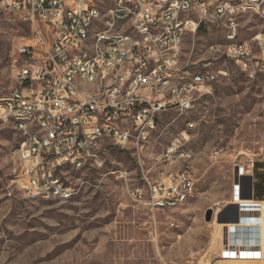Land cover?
I'll return each mask as SVG.
<instances>
[{
  "label": "built area",
  "instance_id": "obj_1",
  "mask_svg": "<svg viewBox=\"0 0 264 264\" xmlns=\"http://www.w3.org/2000/svg\"><path fill=\"white\" fill-rule=\"evenodd\" d=\"M244 1H218L216 17H209L202 0H0V17L31 24L35 35L31 43L17 47L16 86L6 96L17 98L14 111L22 115V125H12L17 132L27 131L24 146L13 152L18 162L13 180L16 188L28 197L50 200L51 190L72 186L58 174L61 158L83 155L90 170L104 164L106 147L139 153L138 141L157 128L162 113L192 110L198 89L216 81L218 74L210 68V61L218 55L232 62L245 79L264 78V29L251 41H240L233 48L217 45L208 49L211 58L198 64L194 73L182 72V52L175 50V29L184 24L183 15L193 19L189 37L212 29L239 36L241 14H249ZM252 1L264 22V10H259V1L264 0ZM109 6H131V14L115 16L109 13ZM161 7H170V14H164V21H157ZM108 17H116L122 33L113 44H103L102 55H95V63L90 65L89 78L100 74L101 83L94 91L79 92L72 83V72L81 55L87 53L82 47L83 27L89 21L113 27ZM125 18L136 20L139 32H130L124 26ZM170 19H178V26H170ZM40 25L47 29L48 36L39 31ZM143 30H170V37H143ZM156 75H163L161 86H154ZM180 78H190V85L180 86ZM181 90H188V97H181ZM0 115L11 122L6 112ZM31 120H40V127H31ZM126 124H133L137 132V140H131L133 149H121L119 145V138L129 140V133L119 137V128ZM180 144L177 139L160 160L190 163L192 154L174 155V148H180ZM26 149H33V156H26ZM116 178L125 179V175ZM166 180L151 186L144 179L146 185L136 187L128 196L149 210L176 209L192 197L194 181L189 164L168 174ZM253 183L251 171L237 169L229 205L217 214L225 221L218 262L264 264V199L252 198ZM249 195L250 199L244 198ZM65 201L68 199H59ZM232 205L237 210L230 208Z\"/></svg>",
  "mask_w": 264,
  "mask_h": 264
},
{
  "label": "rangeland",
  "instance_id": "obj_2",
  "mask_svg": "<svg viewBox=\"0 0 264 264\" xmlns=\"http://www.w3.org/2000/svg\"><path fill=\"white\" fill-rule=\"evenodd\" d=\"M247 18L248 23L240 24L241 41L264 27L255 15ZM39 31L49 35L44 25ZM34 36L31 24L0 17V101L16 86L17 47ZM212 44H225L222 31L186 36L183 63L206 62ZM214 68L216 81L198 89L192 110L162 113L157 128L137 144L139 153L106 147L99 168L88 170L87 164L75 172L64 165L62 175L74 192L65 202L31 198L16 188L13 152L20 137L0 115V264H233L217 261L222 226L216 216L230 201L237 169L256 178L250 161L264 158V78L245 79L221 55ZM196 70L185 67L184 73ZM174 139L192 152L190 163L160 160ZM186 164L192 167L194 193L180 207L149 210L129 198L136 187L146 185L144 179L154 181ZM119 175L125 179H117ZM254 192H261L258 178ZM209 209L215 217L206 222Z\"/></svg>",
  "mask_w": 264,
  "mask_h": 264
},
{
  "label": "bare ground",
  "instance_id": "obj_3",
  "mask_svg": "<svg viewBox=\"0 0 264 264\" xmlns=\"http://www.w3.org/2000/svg\"><path fill=\"white\" fill-rule=\"evenodd\" d=\"M219 3H226V0H218ZM217 0H202L203 7L209 10V17H216V12L219 10V3ZM244 8L246 11H249V14L257 15L256 2L252 0L244 1ZM259 10H264V1H259ZM109 13L114 14L115 16H122L123 14H131V6H109ZM164 14H170V7H161V13H157V21H164ZM246 14H241V19ZM183 23L180 27L175 29V50L176 52H182V45L186 36L190 35L193 19L191 15H183ZM108 24H115L113 27L105 26V22L100 21H89L83 27V38H82V47L86 48L87 53L81 55V60L77 67L73 69L72 72V83L79 92H88L94 91L97 88L98 84L101 83L100 74H92L89 78L88 70L90 65L95 63V55H102V46L103 44H113L118 40V36L122 33V24H116V17H108ZM124 26L130 29V32H139V24L136 20L132 18L124 19ZM170 26H178V19H170ZM255 35L252 39H254ZM143 37H152V38H169L170 30H143ZM225 44L219 45L225 48H233L234 46L240 45L239 36L228 35L224 33ZM217 46L216 44L209 45L208 49H213ZM187 67L182 63V72L184 68ZM192 69H197L198 64L194 67L191 65ZM210 68H214V61H210ZM190 73V72H188ZM194 73V72H193ZM163 82V75H156L154 79V86H161ZM190 85V78H180V86ZM181 97H188V90H181ZM0 106L3 112H6V116L11 118V123L13 125H22V115L15 114L14 107L17 106V98L15 97H5L0 101ZM187 112L183 111L182 113ZM181 113V114H182ZM31 127H40V120H31ZM147 131V137H143L138 141V143H143L151 132ZM20 137L19 145L16 149L24 146V143L27 138V131H18ZM129 133L128 138H119V145L121 148L133 145V141L137 140V132H134L133 124H126V127L119 128V137H126ZM184 134V133H183ZM180 136V135H179ZM182 137V136H181ZM175 139L171 143L170 147L175 144ZM137 143V144H138ZM167 148L166 152L163 155L168 154ZM192 154L190 150L183 149V145L180 144V148H174V155H185ZM26 156H33V149H26ZM89 165V162L86 161L83 155H72L71 158H61L58 165V174L62 175V167L64 165H69L73 170L78 168V171L84 169L86 165ZM100 166H92L99 168ZM69 168V167H68ZM67 169V168H66ZM64 183H68L64 178ZM151 186H158V182H154ZM136 190V189H135ZM135 190L132 194L135 193ZM194 193V188H191V196ZM74 195V192L71 188L68 190H62V188H55L50 191V200L59 201V199L66 198L68 200ZM43 200L47 198L36 197ZM186 201L180 202V205ZM215 214V213H214ZM219 224V223H218ZM222 227L223 225L220 224ZM234 264V263H233ZM238 264V263H235ZM245 264V263H242Z\"/></svg>",
  "mask_w": 264,
  "mask_h": 264
},
{
  "label": "crops",
  "instance_id": "obj_4",
  "mask_svg": "<svg viewBox=\"0 0 264 264\" xmlns=\"http://www.w3.org/2000/svg\"><path fill=\"white\" fill-rule=\"evenodd\" d=\"M253 15H255V14H248V15H245V16H243L242 17V19H241V23H245V22H249L250 21V18H247V17H251V16H253ZM259 20H261L262 22H263V20L259 17V16H257V15H255ZM263 24H264V22H263ZM263 29H264V27H263ZM262 29V30H263ZM240 31V30H239ZM261 32V31H260ZM259 32V33H260ZM258 34V33H257ZM257 34H255V35H257ZM254 35V36H255ZM253 36V37H254ZM252 37V38H253ZM251 38V39H252ZM251 39L249 40V41H251ZM239 40H240V36H239ZM241 41V40H240ZM183 46V45H182ZM183 65H185V66H187V68H190V69H192V67L191 66H189L187 63L185 64V63H183ZM197 64H194V67L196 66ZM146 150V149H145ZM254 163H264V158H262V159H260V160H258V161H255ZM260 171V170H259ZM170 174V173H169ZM167 173L166 174H164V173H160L159 174V177H157L156 178V180H148L147 178H146V181H148L149 183H153V182H158V181H161V182H166L167 180H166V178H167ZM255 182H256V178L254 177V183H253V187H252V198H254V199H256V200H261V199H264V196H263V198H260V197H262V196H260V197H257V195L255 196V192H254V184H255ZM260 194V193H259ZM259 194H258V196H259ZM228 205H229V203H228ZM227 206V205H226ZM224 208V207H223ZM222 208V209H223ZM219 213V212H218ZM220 215V214H219ZM221 219H222V216H221ZM223 220V219H222Z\"/></svg>",
  "mask_w": 264,
  "mask_h": 264
},
{
  "label": "trees",
  "instance_id": "obj_5",
  "mask_svg": "<svg viewBox=\"0 0 264 264\" xmlns=\"http://www.w3.org/2000/svg\"><path fill=\"white\" fill-rule=\"evenodd\" d=\"M253 166H254L253 168L255 170V176L257 174L256 178L259 179L260 185H261V192H260L259 196L257 195V197L262 196L260 198H263V196H264V163H254ZM259 170H260V173H257Z\"/></svg>",
  "mask_w": 264,
  "mask_h": 264
},
{
  "label": "water",
  "instance_id": "obj_6",
  "mask_svg": "<svg viewBox=\"0 0 264 264\" xmlns=\"http://www.w3.org/2000/svg\"><path fill=\"white\" fill-rule=\"evenodd\" d=\"M243 179H247L249 182L251 181V179L248 178V177H243ZM244 198L245 199H250L251 196L249 195L248 197H244ZM230 208H233V209L237 210V207L235 205L230 206ZM212 217H213V211L211 209L207 210L206 214H205V221L206 222H210L212 220ZM216 221L219 224H224L225 223V221L221 219L220 215L216 216Z\"/></svg>",
  "mask_w": 264,
  "mask_h": 264
}]
</instances>
